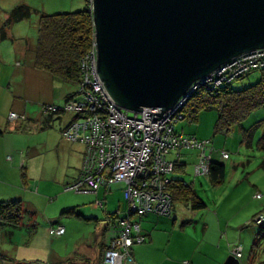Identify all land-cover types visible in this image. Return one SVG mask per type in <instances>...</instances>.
I'll use <instances>...</instances> for the list:
<instances>
[{
  "label": "rangeland",
  "instance_id": "obj_1",
  "mask_svg": "<svg viewBox=\"0 0 264 264\" xmlns=\"http://www.w3.org/2000/svg\"><path fill=\"white\" fill-rule=\"evenodd\" d=\"M22 3L28 4L40 10V12H34L28 19L15 22L11 28H13L14 37L17 38L25 37L27 34L37 37L41 13L52 14L75 10V7L71 5V0H0V18H2V14ZM8 34H11V30H8ZM11 40L10 38L9 41L11 42ZM7 45L10 44L7 43ZM3 75L2 79L5 77ZM262 75L263 72L261 70L253 71L243 78L234 80L231 86L235 90L247 88L258 82ZM64 83L70 91L77 90V86L67 82ZM65 102L66 100H63L59 105H63ZM1 105L11 108L9 106L12 105V102L10 99L4 102L0 101V107ZM33 110H36V108L30 109L32 114H34ZM130 114L133 115L135 113L131 111ZM68 116L64 117L63 121L59 118L52 120L50 126L44 121H34V116H31L33 117L31 119L28 117L18 120L19 118H17L14 122H8L9 127L7 130L12 131L13 142L19 140L21 144L26 145L24 151L25 160L31 159L32 162L33 159L35 162L37 158L41 159L36 168L42 170L46 166L49 171L58 169L62 178L68 173L67 169L70 166L71 159L68 153L64 155L57 147L63 137L61 126L69 120L70 117ZM218 118L219 111L217 109H203L199 112L196 120L186 117L175 125L177 132L198 136L203 139L212 138L217 148L225 149L230 153L228 158L222 157L221 151L213 153L214 161L224 163L227 166V177L221 185L212 184L207 175L195 174L194 165L199 159V152L195 149L185 156L187 171L176 170L174 171L175 173L171 174V177L185 180L192 185L196 195L207 204V207L198 210V213H196L191 208V205L177 200L170 215L157 213L133 214L132 218L143 223L144 231L146 225L148 226L147 229L154 225L153 228H150V232L154 230L160 231L161 240L167 238L172 228L171 225L177 217L182 219V215H184L187 216L186 219L191 220L193 216L195 218L193 219L195 223L193 222L194 225L191 227L193 232V227L197 225L196 223L199 220L204 217L209 218L215 224V228L212 227L207 239L211 240V242L214 240L216 245H222L220 249L216 246L214 247L217 252H222V249L227 246H230L231 252H234L235 248L241 245L244 254V257L241 258L242 264H264V223H258L256 220L257 216L264 214V152L257 146L258 140L264 134V106L253 111L246 119L233 125L228 131L215 132ZM256 124H259V126L255 130L253 143L248 146L243 142L244 131L251 129ZM31 145L39 148L40 155L34 156L28 152ZM10 155L12 158L10 161L15 163L17 154L11 152ZM172 157L174 155L170 154L169 158L172 159ZM75 161L76 158H74ZM0 180L4 179L0 177ZM5 180L18 186L22 184L20 180L17 181V177L15 178L12 175L10 179L7 178ZM29 183L33 184L31 181ZM66 185L67 181L60 187V191L55 192L56 194L54 193L55 195L53 193H45L42 189L36 190L32 186L28 190L26 189L28 192H25L27 193L24 199L25 203L36 202L42 211L36 220V225L40 226L39 234H44L40 238L37 237L40 239L42 247H45L43 237L45 238L46 232H50L49 235H51L59 225L66 227L67 234H63L60 238L54 236L53 239H57V245L60 242L64 244L60 246L63 252L73 250L76 253L77 249L74 246L80 240H93L102 225H106L108 228L109 225L111 226L106 231L107 236L111 237L113 221H119V219L127 215L128 205L124 193L125 184L123 182L113 183L107 200H103V202L105 201L103 206L98 205V202L102 201L100 199H103V192L98 197L95 192L66 190ZM257 194L261 196L257 197ZM44 210H46L45 213ZM70 210L73 211L70 212ZM175 212H178L181 216L175 215ZM210 212L214 213L213 219ZM23 218H25V215ZM55 220L57 222L53 223ZM198 229L201 235L202 227L199 226ZM50 238L52 237L50 236ZM147 240L148 237H146L145 242ZM66 242L69 245L68 249L65 248ZM80 244L82 245L83 243ZM80 244L79 246H81Z\"/></svg>",
  "mask_w": 264,
  "mask_h": 264
},
{
  "label": "built area",
  "instance_id": "obj_2",
  "mask_svg": "<svg viewBox=\"0 0 264 264\" xmlns=\"http://www.w3.org/2000/svg\"><path fill=\"white\" fill-rule=\"evenodd\" d=\"M93 13V1L86 0ZM97 47L90 50L82 61L83 77L76 95L63 105L45 104L44 111H68L75 117L63 129L64 137L84 144L83 162L79 175L65 187L66 190L98 192L100 188L111 189L113 183L123 182L127 200V215L113 221V236L104 253L107 264H132V246L145 242L146 236L133 214L157 213L170 215L173 211V194L169 187L176 169L171 153L180 154L183 149H197L198 162L194 165L196 175H209L213 153L218 151L210 138H198L179 133L175 129L184 118L182 111L191 96L201 87H207L215 94L221 86L232 83L254 70L264 69V48L242 53L208 77L199 80L184 95L174 109L167 111L160 119L146 118V111L130 114L119 106L108 94L97 74ZM11 111L9 118H22ZM25 118V117H24ZM224 158L229 151L221 149ZM257 194V197H260ZM103 206L104 202H98ZM258 223H264V214L257 216ZM111 227V226H110ZM66 232L64 225L54 229L57 235ZM243 256V247L234 250ZM183 264H192L184 260Z\"/></svg>",
  "mask_w": 264,
  "mask_h": 264
},
{
  "label": "water",
  "instance_id": "obj_3",
  "mask_svg": "<svg viewBox=\"0 0 264 264\" xmlns=\"http://www.w3.org/2000/svg\"><path fill=\"white\" fill-rule=\"evenodd\" d=\"M97 74L122 108L160 119L201 79L264 48V0H94ZM222 264H242L235 252Z\"/></svg>",
  "mask_w": 264,
  "mask_h": 264
},
{
  "label": "crops",
  "instance_id": "obj_4",
  "mask_svg": "<svg viewBox=\"0 0 264 264\" xmlns=\"http://www.w3.org/2000/svg\"><path fill=\"white\" fill-rule=\"evenodd\" d=\"M86 4V0H71V5L75 7V10L86 7ZM6 16L7 12L2 14L0 27ZM9 30H11V34H8V38L3 39L0 37V101L4 102L10 99L12 102V105L9 106L11 108L3 105L0 107V131L3 132L0 133V177L4 179L0 180V200L20 199L22 200L24 212L18 226L0 224V264L24 262L29 264L34 262L41 264H107L102 251V241H105L108 246L109 239L114 234L113 230L111 237L106 234L110 225L109 228L106 225H102L93 240H80L74 246L77 249L76 253L73 250L63 252L60 246L64 244L61 242L59 245L56 244L57 239H53V237L60 238L62 235H57L54 232L49 235L50 232H46L45 238L43 237L45 247H42L40 239L37 238L42 237L41 235L44 236V234H39L40 226L36 225V220L42 211L36 202L25 203L24 199L27 195L25 192H28V188L32 186L36 190L42 189L45 193L54 194L60 191V187L66 181L68 184L75 180L79 175L83 162L84 144L69 141L63 135V129L75 117L74 113L63 110L60 112H47L43 109V105L47 103L61 104L63 100L74 94L76 89L70 91L62 79L34 66L36 36L32 37L27 34L25 37L17 38L13 35V28ZM10 38L12 39L11 42L9 41ZM7 43L10 45H7ZM3 72H5L4 75ZM2 75L5 76L4 79H2ZM14 108L25 118L29 117L31 119L33 118L31 116H34V121H44L48 126H50L52 120L59 118L63 121L64 117L69 115V120L61 126L63 137L57 147L64 155L68 153L71 159L70 166L67 169L68 173L65 177L61 178L58 169L49 171L46 166L42 170L36 168L41 159L37 158L35 162L33 159L32 162L31 159H26V162L24 157L26 145L21 144L19 140L13 142L12 131L7 130L9 127L8 122L16 121L9 118V114L15 110ZM34 108L36 110H33L34 114H32L30 109ZM192 150L194 149L181 150L179 155L175 152L171 153L174 155L172 160L178 162V168L181 167L184 170L183 172L187 171L185 156L191 153ZM11 152L17 154L15 163L10 161L12 160ZM28 152L34 156L40 155L39 148L33 145L30 146ZM74 158H76L75 162ZM21 163L23 164L21 165ZM11 175L15 178L17 177V181L20 180L22 182L21 186L5 180L7 178L10 179ZM29 181L33 182V184H30ZM185 183L187 182L185 181ZM187 184L190 185L189 183ZM111 190L102 187L95 193L100 197L99 194L103 192V199L99 198L103 201L104 199L107 200ZM194 212L198 213V210L194 209ZM24 215L25 218H23ZM175 215L181 216L178 212H175ZM210 215L213 219L214 213L210 212ZM182 216V219L177 217L173 221L170 233L164 240H161L160 231L154 230L150 232V228H153L154 225L149 229H147L148 226L146 225L144 231L143 223L140 222L142 231L148 237V240L132 246L131 250L134 258L132 264H183L184 260H189L192 264H222L227 256L233 252H231L230 246L222 249V252H217L214 249L215 246L220 249L222 245H216L214 240L211 242V240L207 239L212 227L215 228V224L209 218L204 217L199 220L196 223L197 225L193 227V232L191 227L195 223L193 221L195 218L192 216L191 220H188L186 219L187 216ZM56 222L57 220L53 221V223ZM199 226L202 227L201 235L199 234ZM65 234H67V230ZM50 236L52 238L49 239ZM60 240L63 241L62 239ZM80 243L83 244L81 245ZM67 244L68 242H66V249L69 248Z\"/></svg>",
  "mask_w": 264,
  "mask_h": 264
},
{
  "label": "trees",
  "instance_id": "obj_5",
  "mask_svg": "<svg viewBox=\"0 0 264 264\" xmlns=\"http://www.w3.org/2000/svg\"><path fill=\"white\" fill-rule=\"evenodd\" d=\"M34 12H40V10L24 3L8 11L1 27V38H8L9 28L15 22L28 19ZM94 43L93 13L88 5L67 12L41 13L36 38L34 66L59 77L64 82L77 86L78 90L83 77L82 61L86 54L93 49ZM261 71L263 75L258 82L241 90L233 89L231 83L221 86L218 94L213 93L207 87H201L184 105L182 109L184 118L196 120L201 110L214 108L219 111L215 132L230 130L233 125L240 123L253 111L264 106V69ZM77 90L70 97L76 95ZM258 126L259 124H256L251 129L244 131L243 142L246 145H252ZM0 133L3 132L0 131ZM257 146L264 152V134L258 140ZM217 149L220 152L221 149ZM177 168L178 162L175 171ZM178 170L184 171L181 167ZM208 176L212 184H223L227 177V166L213 159ZM169 189L173 194L174 205L177 200H181L191 205L195 210L207 207V204L196 195L192 186L182 179L173 178ZM72 211L70 210V212ZM23 212L22 200H0V224L18 226ZM106 248L105 241H102L103 253H105ZM32 264L41 263L34 262Z\"/></svg>",
  "mask_w": 264,
  "mask_h": 264
}]
</instances>
